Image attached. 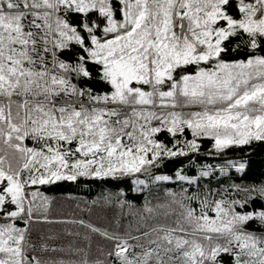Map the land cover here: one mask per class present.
Here are the masks:
<instances>
[{
  "label": "snow or ice",
  "instance_id": "6c2138e0",
  "mask_svg": "<svg viewBox=\"0 0 264 264\" xmlns=\"http://www.w3.org/2000/svg\"><path fill=\"white\" fill-rule=\"evenodd\" d=\"M97 182L134 223L47 215ZM0 264H264V0H0Z\"/></svg>",
  "mask_w": 264,
  "mask_h": 264
},
{
  "label": "trees",
  "instance_id": "16d2710c",
  "mask_svg": "<svg viewBox=\"0 0 264 264\" xmlns=\"http://www.w3.org/2000/svg\"><path fill=\"white\" fill-rule=\"evenodd\" d=\"M120 189L128 192L125 185ZM113 184L89 183L74 185L64 184L57 186H45L41 188L42 194L48 198L47 215L52 220H80L84 219L100 227H109L103 225L107 221L111 227L115 226V221L119 220L121 225L128 222H135L139 214L143 211V196L135 192H128V199L132 201V206L125 204L121 207L116 203V196L110 195L117 192ZM162 198V194H161ZM95 201V203H93ZM155 203V201H153ZM58 205H65V208L58 210ZM80 231L83 229L79 224L73 223H43L37 225L34 229V239L43 237L49 244H66L72 239L67 236V232ZM53 237V239H48ZM107 249L106 243L101 237H94L93 249L90 258L103 259L100 248ZM53 257L58 253L50 254Z\"/></svg>",
  "mask_w": 264,
  "mask_h": 264
},
{
  "label": "rangeland",
  "instance_id": "374dc122",
  "mask_svg": "<svg viewBox=\"0 0 264 264\" xmlns=\"http://www.w3.org/2000/svg\"><path fill=\"white\" fill-rule=\"evenodd\" d=\"M62 208H65V205H58L57 209L60 211L62 210ZM103 225H108L109 227H111V225L107 222V221H104L103 222Z\"/></svg>",
  "mask_w": 264,
  "mask_h": 264
}]
</instances>
